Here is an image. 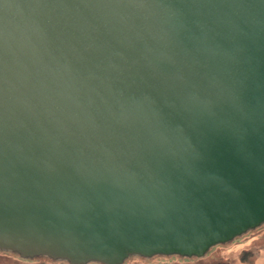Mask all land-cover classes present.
Masks as SVG:
<instances>
[{"label": "water", "instance_id": "water-1", "mask_svg": "<svg viewBox=\"0 0 264 264\" xmlns=\"http://www.w3.org/2000/svg\"><path fill=\"white\" fill-rule=\"evenodd\" d=\"M264 222V0H0V248L202 256Z\"/></svg>", "mask_w": 264, "mask_h": 264}, {"label": "rangeland", "instance_id": "rangeland-1", "mask_svg": "<svg viewBox=\"0 0 264 264\" xmlns=\"http://www.w3.org/2000/svg\"><path fill=\"white\" fill-rule=\"evenodd\" d=\"M252 251V259L243 260L245 251ZM225 260L229 264H264V222L235 236L226 242L212 245L202 256H184L179 254H156L153 256L130 255L117 264H215ZM0 264H69L64 257H51L46 254L22 256L10 249L0 248ZM80 264H105L98 260H89Z\"/></svg>", "mask_w": 264, "mask_h": 264}, {"label": "trees", "instance_id": "trees-1", "mask_svg": "<svg viewBox=\"0 0 264 264\" xmlns=\"http://www.w3.org/2000/svg\"><path fill=\"white\" fill-rule=\"evenodd\" d=\"M252 255H253L252 251L247 250L242 255V259L243 260H250V259H252ZM215 264H229V262L225 261V260H221V261L216 262Z\"/></svg>", "mask_w": 264, "mask_h": 264}]
</instances>
